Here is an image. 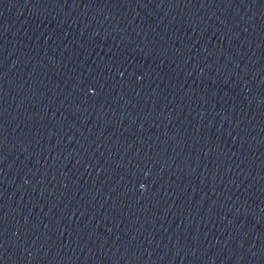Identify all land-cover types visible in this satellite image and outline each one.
Returning a JSON list of instances; mask_svg holds the SVG:
<instances>
[{"label":"water","instance_id":"obj_1","mask_svg":"<svg viewBox=\"0 0 264 264\" xmlns=\"http://www.w3.org/2000/svg\"><path fill=\"white\" fill-rule=\"evenodd\" d=\"M0 264H264V0H0Z\"/></svg>","mask_w":264,"mask_h":264}]
</instances>
